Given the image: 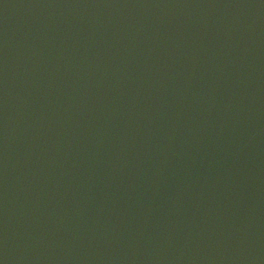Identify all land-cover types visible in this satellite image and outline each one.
<instances>
[{
	"label": "water",
	"instance_id": "obj_1",
	"mask_svg": "<svg viewBox=\"0 0 264 264\" xmlns=\"http://www.w3.org/2000/svg\"><path fill=\"white\" fill-rule=\"evenodd\" d=\"M3 264H264V0H0Z\"/></svg>",
	"mask_w": 264,
	"mask_h": 264
},
{
	"label": "snow or ice",
	"instance_id": "obj_2",
	"mask_svg": "<svg viewBox=\"0 0 264 264\" xmlns=\"http://www.w3.org/2000/svg\"><path fill=\"white\" fill-rule=\"evenodd\" d=\"M0 264H3V261L2 260H0Z\"/></svg>",
	"mask_w": 264,
	"mask_h": 264
}]
</instances>
